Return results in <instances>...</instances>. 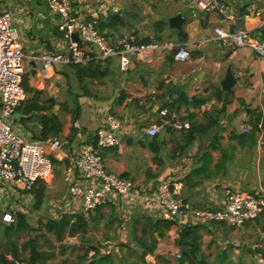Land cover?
Wrapping results in <instances>:
<instances>
[{
    "label": "crops",
    "instance_id": "obj_1",
    "mask_svg": "<svg viewBox=\"0 0 264 264\" xmlns=\"http://www.w3.org/2000/svg\"><path fill=\"white\" fill-rule=\"evenodd\" d=\"M100 1L103 0H72V7L77 14L90 18V11ZM225 1L237 13L249 4L256 8L264 6V0ZM114 7L98 17L103 23L98 28L113 43L128 33L147 42L173 41L185 46L189 59L177 61L173 51L153 52L143 59L130 57L127 72L121 71L117 58L104 64L91 61L83 66H54L42 71L40 54L59 52L68 45L58 17L50 11L47 0H0V8L12 15L17 42L26 55L23 77L29 91L24 90L26 98L15 110L13 129L26 140L57 139L62 143L58 150H47L53 173L46 182L36 183V189L43 188V198L33 212L40 214L44 207L46 213L42 216L56 220L68 208H76L69 183L64 179L65 168L83 145L96 143L106 116L111 115L121 120L119 136L123 148L103 149V166L107 172L131 180L134 189L126 197L111 195L87 215L77 210L86 221V232L66 236L62 241H68V250L77 253V260L88 249L91 258L95 248L114 258L118 255L119 262L139 263L142 261L136 247L146 252L147 248L152 249V254L147 252L152 264H188L179 263L175 253H182L177 241L183 228L190 227L197 236L199 252L209 259L227 252L236 264H264V213L238 228L224 223H201L189 214L166 220L155 192L156 184L168 179L176 198L188 207L221 210L227 188L264 190V126L255 134L253 145L238 138L243 134V126L250 130L247 110L264 116V54L258 55L248 46L222 44L214 28L227 25L216 14H194L181 29L171 28L169 19L188 9L175 0H116ZM112 13L120 18L114 31L105 27ZM157 23L160 25L155 29ZM235 28L240 27L235 24ZM241 29L252 33L264 46V26L258 18L243 19ZM228 69L236 81L229 91H223L220 83ZM216 88L227 93L221 100L213 94ZM180 95L188 99L204 97L207 101L197 107L176 102L170 110L169 104ZM31 104L40 105L42 110L26 111ZM162 110L166 114H161ZM43 116L55 117L59 132L43 137ZM168 120L186 122L188 127H172L167 132L164 125L169 124ZM212 121L215 123L211 127L202 129ZM190 125L196 129L194 139L184 147ZM151 126L159 127L157 135L147 134ZM163 130L165 134L159 140ZM155 142L160 143L157 148ZM5 189L0 186V197L7 195ZM11 195L22 201L16 208L18 212H30L32 193ZM42 216L37 223L43 220ZM164 220L170 225L166 226ZM54 252L58 253V247Z\"/></svg>",
    "mask_w": 264,
    "mask_h": 264
},
{
    "label": "built area",
    "instance_id": "obj_2",
    "mask_svg": "<svg viewBox=\"0 0 264 264\" xmlns=\"http://www.w3.org/2000/svg\"><path fill=\"white\" fill-rule=\"evenodd\" d=\"M115 1H100L90 11V18H85L74 11L72 0H47L50 11L59 19L63 38L68 41V45L59 52L41 53L38 57L41 70H51L54 66H83L91 61L104 64L110 58H117L121 71L127 72L130 57L143 59L153 52L165 54L173 51L175 60L189 59L190 54L182 43L141 42L134 33L125 34L113 43L100 34L95 28V22L101 14L114 10ZM175 1L190 9H197L203 14L218 15L227 25V28H214V34L222 44L231 47L248 46L258 55L264 54V46L259 43L256 36L245 29L235 28L238 18L245 19L250 16L258 18L260 24L264 26V6L256 8L249 4L241 13H237L225 0ZM72 34H77L82 44L71 39ZM17 41L18 34L13 25L12 15L0 8V186L13 194H29L38 181L46 182L51 178L53 164L47 150H58L62 143L57 139L49 142L38 139L26 140L13 129L12 119L15 110L26 98L22 86L26 55ZM160 113L164 115L166 111L162 110ZM171 126L177 129L187 128L188 123L175 122ZM120 129L119 118L106 116L105 126L98 131L96 143L83 145L69 159L64 179L69 183L70 195L76 208H68L60 218L68 216L72 222L78 215V209L82 215H87L103 205L111 195L126 197L132 193L133 182L107 172L101 157V151L105 148H123L119 136ZM247 130V126H243L242 132ZM158 132L157 126H151L147 130L150 136H155ZM171 187L168 179L160 180L155 186L162 217L166 220L189 214L201 223H224L229 227L238 228L264 213L262 189L244 191L227 188L224 191L223 208L210 210L188 207L176 198ZM1 219L4 223L11 222L12 213L4 212ZM180 257L181 253L176 252L175 258Z\"/></svg>",
    "mask_w": 264,
    "mask_h": 264
},
{
    "label": "trees",
    "instance_id": "obj_3",
    "mask_svg": "<svg viewBox=\"0 0 264 264\" xmlns=\"http://www.w3.org/2000/svg\"><path fill=\"white\" fill-rule=\"evenodd\" d=\"M105 24V27L107 29L114 31L116 25L120 24V18L118 15L112 13L109 15L108 20ZM102 25V21L98 20L96 30H99L100 32H98L100 34H103L101 33V29H99L102 28ZM159 25L160 24L157 23L155 29H158ZM103 35L108 38V35ZM140 41L147 42L146 40ZM22 85L25 91H29L26 87V79L24 77ZM213 94L215 95L216 99L221 100L223 96L227 93L223 92L219 88H216L213 90ZM206 101L207 99L204 97L193 96L192 98L188 99L186 96L180 95L176 100H173V103L169 104V106L171 110L174 107L175 103L179 102L185 105H192L197 107L203 105ZM34 109L42 110V107L40 105L31 104L25 108V110H28V112ZM247 114L250 130L243 132V134H241L238 138L241 140V142H247L248 144L253 145L255 143V134L259 133L264 126V116L252 110H247ZM168 121L169 124L164 125V128L167 132H171V124L173 122L171 120ZM41 122L43 137L52 132L57 133L60 130L57 120L53 116H43ZM214 123V121L207 123L205 126L202 127V129L205 130L208 127H211ZM195 131L196 129L192 125H190L189 128L186 130L188 139L185 144L186 146L184 147H187L194 139L192 135ZM158 144L160 143L155 142V146ZM30 193L34 195V207L36 208L40 205V202L43 198V188L39 187L36 189L34 186ZM37 224L38 225L36 228H32L29 225L28 220L26 219L25 213H14L12 221L4 227V234L0 239V264H81L84 262L86 264H146L144 258L140 255L139 258L142 262L137 263L135 261L129 262L127 260H124L122 262L116 263V260L112 256V254H110L109 252L101 254L95 248H92L93 255L91 258H88V249L74 263H68L66 259L61 260L60 262H51L50 260L55 255L54 250L56 249V247L59 248L58 252L60 254H62L67 248L66 245L62 244V241L66 236L70 237L76 234H84L86 232V221L83 219V217L76 215L72 222L70 221V217L63 216L62 218L56 220H40ZM164 224L166 226H169L170 222L165 221ZM154 226H157V224H155ZM32 233H35V235H32ZM24 235H26L27 238H25L24 240H22L21 243H19V239ZM196 238L197 236L192 233L190 227L183 228L177 243L180 246L188 247L187 250L189 254L181 253V257L178 260L179 263L236 264L229 257L227 252H222L218 254L217 257L213 260L209 259L205 254L199 252L198 245L196 244ZM1 246H3L4 249H1ZM147 252L149 254H152V249L147 248ZM8 256L10 258H8Z\"/></svg>",
    "mask_w": 264,
    "mask_h": 264
},
{
    "label": "rangeland",
    "instance_id": "obj_4",
    "mask_svg": "<svg viewBox=\"0 0 264 264\" xmlns=\"http://www.w3.org/2000/svg\"><path fill=\"white\" fill-rule=\"evenodd\" d=\"M96 28V27H95ZM99 31V30H98ZM100 32V31H99ZM7 190V191H6ZM5 191L7 192V195L5 196H1L0 197V217L2 218V214L4 212H9V213H15V212H18L17 211V207L19 206L20 202L22 203V201L19 200V197H17L16 195H11L12 193L10 192V190L8 189H5ZM34 201L31 202V204L29 205V209H30V212H27L25 213V216H26V219L28 220V223L29 225L32 227V228H36L37 227V220H38V217L39 216H42L46 213V209L43 207V208H40V214H37L36 215V212H33V209H34ZM31 213H35L34 216H31ZM0 218V220H1ZM41 219L43 220H46L45 217H41ZM42 220V221H43ZM7 225V223H4L2 221H0V238L3 236L4 234V227ZM32 235H35V233H32ZM25 238H27L26 235L22 236L20 239H19V243L22 242V240H24ZM53 239V238H52ZM62 244L64 245H68V241L66 240L65 242H62ZM58 246V244H57ZM1 249H4L3 246H1ZM59 250V248H58ZM77 253L75 252H72L70 250H68V247L64 250V252L62 254H60L59 252L56 253L52 258H51V262H60L61 260H64L66 259L68 263H74L77 261ZM9 257V256H8ZM131 256H129L130 258ZM116 262H119L120 261V258L118 255H116ZM49 261V262H50ZM82 264V263H81ZM85 264V262L83 263Z\"/></svg>",
    "mask_w": 264,
    "mask_h": 264
},
{
    "label": "water",
    "instance_id": "obj_5",
    "mask_svg": "<svg viewBox=\"0 0 264 264\" xmlns=\"http://www.w3.org/2000/svg\"><path fill=\"white\" fill-rule=\"evenodd\" d=\"M194 14L201 15L202 12L198 11L197 9H192L191 10L190 8H188V9L184 10L183 12H180L179 14H177V15L173 16L172 18H170L169 19V26L171 28L179 30V29H181V26L185 22V20L187 18H189L190 16L194 15ZM236 26L240 27V29L243 28V19L242 18H238L236 20ZM71 39H73L74 41H79V38H78L77 34H72L71 35ZM32 65L35 66L34 63ZM235 81H236V78H234V76L232 75V73L228 69L227 72H226L225 78L220 83V88L223 91H229L231 89V87L234 85ZM164 134H165V130L160 132L158 139L162 140ZM249 156H250V150L248 151L247 156H246V158L244 160L245 161L244 162L245 163L244 164L245 167H247V163L249 161ZM179 249H180V251L182 253L189 254L187 252V250L183 246H181ZM134 250L136 252H138L140 254V256H142L144 258L146 264H152L151 257L146 251L141 250V249L136 248V247L134 248Z\"/></svg>",
    "mask_w": 264,
    "mask_h": 264
}]
</instances>
